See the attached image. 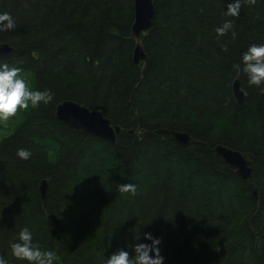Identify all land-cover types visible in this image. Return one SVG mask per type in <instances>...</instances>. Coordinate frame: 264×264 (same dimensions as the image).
Masks as SVG:
<instances>
[{
  "label": "trees",
  "instance_id": "16d2710c",
  "mask_svg": "<svg viewBox=\"0 0 264 264\" xmlns=\"http://www.w3.org/2000/svg\"><path fill=\"white\" fill-rule=\"evenodd\" d=\"M233 2L154 0L141 38L145 66L133 60L134 0H0V13L15 22L0 31L13 48L0 63L52 95L0 123L7 264H28L10 248L24 227L54 264H105L120 249L150 243L144 232L160 239L165 264H264V90L249 84L242 63L250 46L264 44V0H241L236 17L226 14ZM226 21L232 27L218 36ZM64 100L101 111L120 127L116 142L61 122ZM171 131L187 132L190 144L181 147ZM216 145L251 154V177L217 160ZM125 183L135 192L121 193Z\"/></svg>",
  "mask_w": 264,
  "mask_h": 264
},
{
  "label": "clouds",
  "instance_id": "9594fccd",
  "mask_svg": "<svg viewBox=\"0 0 264 264\" xmlns=\"http://www.w3.org/2000/svg\"><path fill=\"white\" fill-rule=\"evenodd\" d=\"M240 8L241 0H234L228 5L226 14L233 17L239 16ZM14 25L15 22L9 13H0V31L11 30ZM231 27V22L226 21L216 29V34L222 36ZM242 63L249 84L264 90V44L250 46L242 55ZM234 67L240 71V65ZM51 99L52 95L49 91H40L27 83L20 75L19 69L7 63H0V121H8L17 114L18 109L35 108L41 103H49ZM17 156L22 160H28L31 152L19 149ZM119 191L134 193L135 185L121 184ZM143 240L150 243L137 242L131 245V251L120 249L108 256L105 264H165V258L161 255L159 248L160 239L150 232H144ZM10 248L13 257L27 261L28 264H54L56 259L53 252L41 250L38 245L33 244L32 232L27 227L20 229L16 242L10 243ZM0 264H7V262L0 257Z\"/></svg>",
  "mask_w": 264,
  "mask_h": 264
},
{
  "label": "water",
  "instance_id": "95a60500",
  "mask_svg": "<svg viewBox=\"0 0 264 264\" xmlns=\"http://www.w3.org/2000/svg\"><path fill=\"white\" fill-rule=\"evenodd\" d=\"M134 1L135 21L131 31L132 36L136 40V45L133 60L136 64L143 63L146 66L148 60L141 43V37L153 24L155 16L154 0ZM12 51L13 48L8 43L0 42V56L8 55ZM232 92L237 104L240 106L244 105L247 97L245 92L241 89L239 77H236L232 83ZM56 116L67 126L78 129L89 135L101 137L112 144L116 142V133L120 131L119 126L112 127V121L104 117L101 111L89 109L73 100H64L60 102L56 107ZM150 134V132H141L139 133V137L143 138ZM170 134L172 139L181 147H186L191 142V136L187 132L171 131ZM213 152L217 160H224V162L242 179L248 180L251 177L253 172L251 154L233 150L224 145H216ZM47 187L48 182L43 180L40 184V193L43 199L46 196ZM253 194L255 198H258L257 187H253Z\"/></svg>",
  "mask_w": 264,
  "mask_h": 264
},
{
  "label": "flooded vegetation",
  "instance_id": "af4514ba",
  "mask_svg": "<svg viewBox=\"0 0 264 264\" xmlns=\"http://www.w3.org/2000/svg\"><path fill=\"white\" fill-rule=\"evenodd\" d=\"M150 28H151V27H150ZM147 32H148V31H147ZM145 33H146V32H145ZM145 33H144V34H145ZM144 34H143V35H144ZM143 35H142V36H143ZM135 41H136V40H135ZM141 43H142V41H141ZM142 46H143V44H142ZM143 49H144V48H143ZM144 52H145V51H144ZM133 54H134V53H133ZM145 54H146V52H145ZM146 56H147V54H146ZM147 60H148V56H147ZM56 107H57V106H56ZM112 127H115V126L112 125Z\"/></svg>",
  "mask_w": 264,
  "mask_h": 264
},
{
  "label": "rangeland",
  "instance_id": "374dc122",
  "mask_svg": "<svg viewBox=\"0 0 264 264\" xmlns=\"http://www.w3.org/2000/svg\"><path fill=\"white\" fill-rule=\"evenodd\" d=\"M0 123H2V124H4V125L8 126L7 121H1ZM4 133H6V131H5Z\"/></svg>",
  "mask_w": 264,
  "mask_h": 264
}]
</instances>
